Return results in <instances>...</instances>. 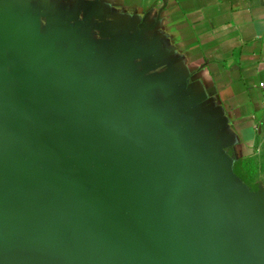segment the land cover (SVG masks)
I'll use <instances>...</instances> for the list:
<instances>
[{
  "label": "water",
  "instance_id": "water-1",
  "mask_svg": "<svg viewBox=\"0 0 264 264\" xmlns=\"http://www.w3.org/2000/svg\"><path fill=\"white\" fill-rule=\"evenodd\" d=\"M28 1H0V264H264V187L144 38L159 14Z\"/></svg>",
  "mask_w": 264,
  "mask_h": 264
},
{
  "label": "crops",
  "instance_id": "crops-1",
  "mask_svg": "<svg viewBox=\"0 0 264 264\" xmlns=\"http://www.w3.org/2000/svg\"><path fill=\"white\" fill-rule=\"evenodd\" d=\"M7 1L19 5V0ZM86 1L28 2L66 9L77 4L75 12ZM98 6L102 23L118 31L135 26L148 12L159 14L157 29L144 38L172 79L184 81L224 123L225 149L238 174L236 167L247 159L264 118L257 85L264 77V0H98Z\"/></svg>",
  "mask_w": 264,
  "mask_h": 264
},
{
  "label": "rangeland",
  "instance_id": "rangeland-1",
  "mask_svg": "<svg viewBox=\"0 0 264 264\" xmlns=\"http://www.w3.org/2000/svg\"><path fill=\"white\" fill-rule=\"evenodd\" d=\"M247 158L253 167L254 182L264 187V118L258 129L255 144L249 150Z\"/></svg>",
  "mask_w": 264,
  "mask_h": 264
},
{
  "label": "trees",
  "instance_id": "trees-1",
  "mask_svg": "<svg viewBox=\"0 0 264 264\" xmlns=\"http://www.w3.org/2000/svg\"><path fill=\"white\" fill-rule=\"evenodd\" d=\"M237 173L240 177L248 184L250 187H253L254 176H253V167L250 163V159H245L239 163L236 167Z\"/></svg>",
  "mask_w": 264,
  "mask_h": 264
},
{
  "label": "built area",
  "instance_id": "built-area-1",
  "mask_svg": "<svg viewBox=\"0 0 264 264\" xmlns=\"http://www.w3.org/2000/svg\"><path fill=\"white\" fill-rule=\"evenodd\" d=\"M258 88L260 89L261 92V109L262 113L264 115V77L258 81Z\"/></svg>",
  "mask_w": 264,
  "mask_h": 264
}]
</instances>
